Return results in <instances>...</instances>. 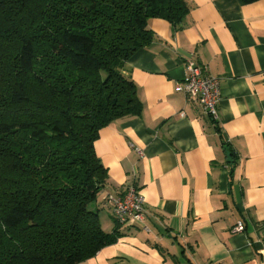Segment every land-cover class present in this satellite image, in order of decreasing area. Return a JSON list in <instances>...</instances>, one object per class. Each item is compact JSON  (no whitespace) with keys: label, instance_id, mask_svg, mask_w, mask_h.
I'll use <instances>...</instances> for the list:
<instances>
[{"label":"crops","instance_id":"obj_1","mask_svg":"<svg viewBox=\"0 0 264 264\" xmlns=\"http://www.w3.org/2000/svg\"><path fill=\"white\" fill-rule=\"evenodd\" d=\"M188 1L180 28L149 19L152 43L122 70L142 112L95 144L109 173L93 204L103 229L116 224L105 197L131 185L145 226L121 224L117 242L78 264H264V0ZM190 61L219 80L218 126L177 89Z\"/></svg>","mask_w":264,"mask_h":264},{"label":"trees","instance_id":"obj_2","mask_svg":"<svg viewBox=\"0 0 264 264\" xmlns=\"http://www.w3.org/2000/svg\"><path fill=\"white\" fill-rule=\"evenodd\" d=\"M191 7L0 0V264H78L117 242L121 223L105 231L93 208L109 178L95 144L142 112L122 70L152 43L149 19L180 28Z\"/></svg>","mask_w":264,"mask_h":264},{"label":"built area","instance_id":"obj_3","mask_svg":"<svg viewBox=\"0 0 264 264\" xmlns=\"http://www.w3.org/2000/svg\"><path fill=\"white\" fill-rule=\"evenodd\" d=\"M177 89L188 98L198 101L208 115L218 118V106L222 96L219 80L205 74L203 66L190 61L184 82L178 83ZM136 150L142 153L141 149ZM105 202L111 206L112 214L119 223L145 226V196L136 186H129L119 196L107 195ZM244 228V223L240 221L235 226V231L242 232Z\"/></svg>","mask_w":264,"mask_h":264}]
</instances>
